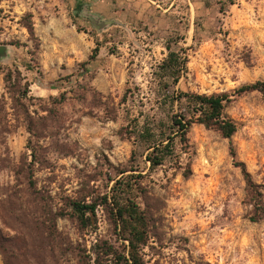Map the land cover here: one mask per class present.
Here are the masks:
<instances>
[{
  "label": "rangeland",
  "instance_id": "1",
  "mask_svg": "<svg viewBox=\"0 0 264 264\" xmlns=\"http://www.w3.org/2000/svg\"><path fill=\"white\" fill-rule=\"evenodd\" d=\"M30 16L37 41L25 27ZM168 43L174 51L186 49L183 90L212 94L264 81V0H0V215L6 211L0 229L5 236L17 234L10 227L19 231L9 195L25 188L15 175L29 155L25 111L46 115L51 97L68 95L66 103L57 104L59 126H66L57 139L69 144L72 155L50 149L53 167L37 173L40 187L52 182L55 191L63 187L72 194L87 175H98L106 185L103 169L126 163L134 145L119 135L123 115L107 121L95 100L101 94L118 104L128 81L147 93L151 69L167 56ZM95 48L99 53L90 60ZM227 112L238 126L232 139L237 160L264 194V99L249 93ZM189 137L193 175L184 179L169 172L166 178L159 170L147 179L163 204L145 263L264 264V220L249 219L246 184L230 141L199 125ZM137 150L143 169L145 150ZM58 229L84 242L68 220H59ZM97 235L116 241L103 212ZM97 235L86 236L88 247ZM29 252L14 264H30ZM0 264H5L1 253ZM45 264L76 263L59 257L53 262L47 255Z\"/></svg>",
  "mask_w": 264,
  "mask_h": 264
},
{
  "label": "trees",
  "instance_id": "2",
  "mask_svg": "<svg viewBox=\"0 0 264 264\" xmlns=\"http://www.w3.org/2000/svg\"><path fill=\"white\" fill-rule=\"evenodd\" d=\"M25 27L36 40L31 16ZM165 48L167 56L151 69L147 93H142L140 87H132L128 81L118 104L113 98L101 94L95 100L107 121H117L123 115L125 124L119 135L134 145L126 163L118 166L108 163L103 169L106 172L100 176L106 180V185H100L98 175H87L72 194L63 187L60 192L55 191L52 182L40 187L37 173L53 167L50 149L65 156L72 155L69 144H62L59 137L57 139L60 131L66 129L64 125L59 126L61 117L57 104L66 103L68 95L51 97L52 107L44 110L46 115L35 112L36 116H32L29 110L25 111L26 130L30 136L27 143L29 155L15 170L19 185L25 188L10 191L9 200L13 205L10 215L19 231L15 226L10 227L17 234L7 237L0 229V253L5 264H14L15 259L24 258L29 250L27 260L30 264H45L47 255L53 262L59 257L71 258L76 264H146L144 250L157 238L158 214L163 204L153 194L147 179L159 170L166 178L169 172L184 179L193 175L191 161L194 151L189 135L195 125L217 132L230 141L234 165L240 169L246 184L249 219L253 223L264 220L262 187L254 182L246 164L237 160L232 139L238 126L227 112L238 98L249 93L258 92L264 99V81L212 94L183 90L180 85L189 74L186 49L174 51L171 43ZM98 53L99 48H95L90 60H95ZM84 72L87 73L88 69ZM12 77L10 71L7 80L11 81ZM79 87L86 91V86L79 83ZM47 140L51 141L49 145L43 143ZM137 147L145 150L143 163L146 167L143 169L137 164ZM100 212L104 213L113 230L115 242L97 235ZM0 217L6 219V211ZM59 220L73 223L84 242L74 241L61 232ZM91 234H96L97 238L88 247L85 238Z\"/></svg>",
  "mask_w": 264,
  "mask_h": 264
},
{
  "label": "crops",
  "instance_id": "3",
  "mask_svg": "<svg viewBox=\"0 0 264 264\" xmlns=\"http://www.w3.org/2000/svg\"><path fill=\"white\" fill-rule=\"evenodd\" d=\"M70 1H74V3L77 4V3H79L82 0H70ZM97 1L100 2V3H104V2H107V3H111L112 2V3H114V2H118L119 0H97ZM131 1H134V0H131ZM75 6H77V5H75ZM35 26H37V25H35Z\"/></svg>",
  "mask_w": 264,
  "mask_h": 264
}]
</instances>
